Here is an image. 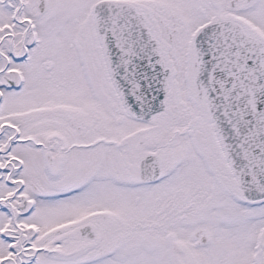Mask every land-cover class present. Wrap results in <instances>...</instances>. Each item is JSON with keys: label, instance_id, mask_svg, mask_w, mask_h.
Here are the masks:
<instances>
[{"label": "snow or ice", "instance_id": "1", "mask_svg": "<svg viewBox=\"0 0 264 264\" xmlns=\"http://www.w3.org/2000/svg\"><path fill=\"white\" fill-rule=\"evenodd\" d=\"M0 264H264V0H0Z\"/></svg>", "mask_w": 264, "mask_h": 264}]
</instances>
